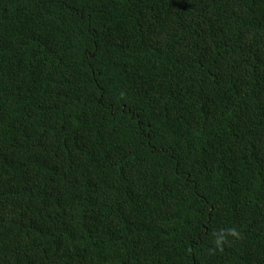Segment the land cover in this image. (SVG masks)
<instances>
[{"label": "trees", "instance_id": "trees-1", "mask_svg": "<svg viewBox=\"0 0 264 264\" xmlns=\"http://www.w3.org/2000/svg\"><path fill=\"white\" fill-rule=\"evenodd\" d=\"M0 264H264V0H0Z\"/></svg>", "mask_w": 264, "mask_h": 264}, {"label": "clouds", "instance_id": "clouds-1", "mask_svg": "<svg viewBox=\"0 0 264 264\" xmlns=\"http://www.w3.org/2000/svg\"><path fill=\"white\" fill-rule=\"evenodd\" d=\"M232 234L233 235H236L235 233V230H232ZM225 241V236L224 235H218L217 238H216V244H217V247H219L220 245H222Z\"/></svg>", "mask_w": 264, "mask_h": 264}]
</instances>
